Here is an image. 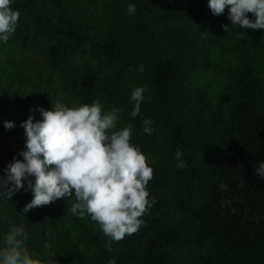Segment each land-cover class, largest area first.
Returning a JSON list of instances; mask_svg holds the SVG:
<instances>
[{
	"label": "trees",
	"instance_id": "obj_1",
	"mask_svg": "<svg viewBox=\"0 0 264 264\" xmlns=\"http://www.w3.org/2000/svg\"><path fill=\"white\" fill-rule=\"evenodd\" d=\"M0 264H264V0H0Z\"/></svg>",
	"mask_w": 264,
	"mask_h": 264
}]
</instances>
